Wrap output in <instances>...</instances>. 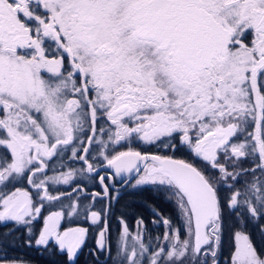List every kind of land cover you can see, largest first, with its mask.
<instances>
[{"label": "snow or ice", "instance_id": "snow-or-ice-1", "mask_svg": "<svg viewBox=\"0 0 264 264\" xmlns=\"http://www.w3.org/2000/svg\"><path fill=\"white\" fill-rule=\"evenodd\" d=\"M132 139L189 159L142 153ZM94 144L116 177L135 173L124 183L151 186L181 222L153 209L164 226L153 244L142 218L135 232L120 218L122 264H220L226 233V264H264L250 234L264 239V0H0V223L25 226L29 245L66 254V264L89 229L62 228L79 215V196L49 185H68L76 170L49 176V161L70 151L81 172L97 173ZM111 178L98 175L102 191L83 209L102 225L100 252L119 196ZM65 196L43 216L45 202ZM97 200L109 206L92 210Z\"/></svg>", "mask_w": 264, "mask_h": 264}, {"label": "trees", "instance_id": "trees-1", "mask_svg": "<svg viewBox=\"0 0 264 264\" xmlns=\"http://www.w3.org/2000/svg\"><path fill=\"white\" fill-rule=\"evenodd\" d=\"M103 122V121H102ZM136 150L141 151L142 153H151V154H169L175 155L178 159H189L184 151L178 153L167 152V150L157 148L153 145H145L143 143L136 145ZM57 159L49 162V176L54 171L57 173L60 169L55 168ZM243 167H250V164L245 162ZM259 175V173H257ZM252 176L246 174L241 177V184L237 187H243L247 183L251 182ZM16 187H28L26 181L21 184L17 183ZM83 186L84 184H78L70 189H60L53 188L52 194L58 195L60 192L68 193L71 192L74 196H78L79 193V202L83 207L88 206L92 203L91 201V190L94 188L83 190L82 187H79L83 194H80V191L73 192V189ZM76 195V196H75ZM65 198V199H64ZM60 202H53L52 204H47V207L43 211V216L47 215L50 211L60 210L61 203L67 204L69 199L65 196ZM108 200H97L94 204L92 210H101L102 208L108 207ZM153 209L160 212L163 216L170 217L173 220L175 226L179 227L181 222L176 217L174 207L172 204L164 199L161 196H158L151 188V186H143L142 189L137 188L133 189L127 187L123 190L115 200H111L110 208L108 212V221H109V232H108V244L109 252L106 254V251L100 252L97 251L96 239L98 235L99 228L101 226H90L85 220H68L66 217L63 221L62 228H67L71 226H84L89 227L93 232L90 234V237L87 238L86 244L79 251L77 257L75 258L72 264H122V255L118 256V240L120 233V225L118 223L120 218H123L130 230L135 232L136 230V221L138 219L144 220V227L146 230V237H152V243L155 244V237L163 235L164 226L162 224L154 223L156 217L153 214ZM77 217V216H75ZM86 217V212L83 213V219ZM43 220L42 218L34 221L33 231L38 235L40 228L42 227ZM231 223V220L228 221ZM250 234L254 240L255 245L259 249H264V239L261 238L258 231L255 228L250 226ZM28 231L25 226L17 225L15 222L0 223V264H66V254L60 253L58 250H54L52 247L45 249L44 247H37L34 244V241L31 245L27 243L28 240ZM225 244L223 246L222 252L220 254V264H226V261L229 256V245L227 243L228 235L225 234ZM145 243H148L147 238ZM123 264H126V261H123ZM146 264V262H145Z\"/></svg>", "mask_w": 264, "mask_h": 264}, {"label": "rangeland", "instance_id": "rangeland-1", "mask_svg": "<svg viewBox=\"0 0 264 264\" xmlns=\"http://www.w3.org/2000/svg\"><path fill=\"white\" fill-rule=\"evenodd\" d=\"M101 123H103L101 121ZM101 138L103 139H107L106 136H102ZM142 142L138 141V140H135V139H132L130 141V146L136 150V145L137 144H140ZM129 147V141H124L121 143V145L119 146H115V151H126ZM99 148V145H92V149H91V156H95L96 159L95 160H92L90 158V162L97 165V164H100L102 162H106V161H103V159L101 157L98 156L97 154V149ZM110 149L106 150V152H109ZM71 156V152L68 151V152H65L63 154V156L61 157H54L52 160L54 159H57V161L55 162L56 163V166L55 168H58L60 169L57 173H54V171L51 173V176L52 175H58L60 172H67L69 170H76V175H75V178L68 184V185H65V184H50L49 185V191L52 193L51 190H53V188H60V189H63V190H66V189H70L71 187H74L78 184H84L86 188H84L83 186H79V187H82L83 190L85 191H88L86 189H89V188H94V190H91L92 192H97V187H96V183H95V179L93 178H90L86 172H81L80 170L82 168H85V165L83 164L82 161H79V160H73L70 158ZM52 160H50L49 162H51ZM47 175H49V173L47 172ZM134 183V182H133ZM89 187V188H88ZM77 188V187H76ZM68 193H71V192H68ZM72 194V193H71ZM80 194H83V191H80ZM77 195L79 196V193H77ZM72 196H74L72 194ZM76 196V195H75ZM114 197L117 196V194H114L113 195ZM63 199V198H62ZM65 199V198H64ZM115 200V199H113ZM69 201V200H68ZM70 202V201H69ZM68 202V203H69ZM47 203V202H46ZM45 203V208L47 206V204ZM67 203V204H68ZM90 204V203H89ZM88 204V205H89ZM87 206V205H86ZM47 207H50V206H47ZM85 207L81 206V211L79 213V215H77V217L73 216L71 218H68V220H75V218H77L78 220L82 221V220H85L87 221V224L90 225V226H95V225H91V222L89 220H87L86 218L83 219V213H85V211L83 210ZM57 211V210H55ZM49 214V213H48ZM47 214V215H48ZM46 216V215H45ZM64 221V220H63ZM63 221L61 222L63 224ZM102 226V225H100ZM71 227H84V226H80V225H76V226H71ZM85 228H88L89 229V235H88V238L90 237V234L93 232V230H91L89 227H85ZM97 238H98V235H97ZM107 238H108V234H107ZM106 243L108 244V241H106ZM109 246V244H108ZM38 247V246H37ZM39 247H43V246H39ZM97 247V246H96ZM99 251V250H97ZM106 251V254L109 252V250H105ZM11 264H18V263H11Z\"/></svg>", "mask_w": 264, "mask_h": 264}, {"label": "flooded vegetation", "instance_id": "flooded-vegetation-1", "mask_svg": "<svg viewBox=\"0 0 264 264\" xmlns=\"http://www.w3.org/2000/svg\"><path fill=\"white\" fill-rule=\"evenodd\" d=\"M89 162H90V160H89ZM106 162H102V163H100V164H97V165H95L96 167H99V166H101V165H103V164H105ZM86 167V166H85ZM86 172V171H85ZM86 174L87 175H89V177L90 178H93V179H95V183H96V187H97V192H99V191H102V189H101V186H100V184H99V180H98V175H105V176H109V177H112L111 179H109L108 181H107V183H109V184H111V185H113V191H112V196L114 195V194H117V192H119V194L123 191V190H125L127 187H129L128 185L126 186V187H122V188H120L121 186H123V184H124V181H127L130 177H131V175L133 174H126V175H122V176H120V177H116L115 175H114V172L111 170V169H107V170H104V171H102V172H100V173H98V174H95V175H90V174H88L87 172H86ZM134 182V180H132L130 183H133ZM129 183V184H130ZM96 192V191H95Z\"/></svg>", "mask_w": 264, "mask_h": 264}, {"label": "water", "instance_id": "water-1", "mask_svg": "<svg viewBox=\"0 0 264 264\" xmlns=\"http://www.w3.org/2000/svg\"><path fill=\"white\" fill-rule=\"evenodd\" d=\"M149 154H151V153H149ZM107 169H109V168L106 167V163H105V164H103V165L97 167V173H100V172H102V171H104V170H107ZM111 170L114 172V169H111ZM97 173H91L90 175H95V174H97ZM88 174H89V173H88ZM123 175H126V174H123ZM133 176H135V173H133V174L131 175V177L127 180L129 183L133 180V179H132ZM127 185H128V184L124 183L123 186H121L120 188H122V187L124 188V187H126Z\"/></svg>", "mask_w": 264, "mask_h": 264}]
</instances>
